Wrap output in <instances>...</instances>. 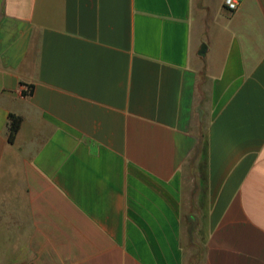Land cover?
Segmentation results:
<instances>
[{"label": "crops", "instance_id": "obj_1", "mask_svg": "<svg viewBox=\"0 0 264 264\" xmlns=\"http://www.w3.org/2000/svg\"><path fill=\"white\" fill-rule=\"evenodd\" d=\"M201 233L264 264V0H0V264H190Z\"/></svg>", "mask_w": 264, "mask_h": 264}, {"label": "rangeland", "instance_id": "obj_2", "mask_svg": "<svg viewBox=\"0 0 264 264\" xmlns=\"http://www.w3.org/2000/svg\"><path fill=\"white\" fill-rule=\"evenodd\" d=\"M199 131H200L199 140H198L199 159L195 163L196 164L200 163V165L202 164V167H203L202 154L204 152V143H205V123H203V120H202L201 130ZM204 243H205V240H203V233H201L200 235H196L194 239L190 242V247H189L190 264H203L204 263V259H205Z\"/></svg>", "mask_w": 264, "mask_h": 264}, {"label": "trees", "instance_id": "obj_3", "mask_svg": "<svg viewBox=\"0 0 264 264\" xmlns=\"http://www.w3.org/2000/svg\"><path fill=\"white\" fill-rule=\"evenodd\" d=\"M32 90H30L29 94L25 93V95H31ZM23 123V118L20 116H17L15 114L9 115V123H8V141L10 144H13L16 140V137L21 129ZM196 227V224H194L192 221L189 223L190 233H194V229Z\"/></svg>", "mask_w": 264, "mask_h": 264}, {"label": "built area", "instance_id": "obj_4", "mask_svg": "<svg viewBox=\"0 0 264 264\" xmlns=\"http://www.w3.org/2000/svg\"><path fill=\"white\" fill-rule=\"evenodd\" d=\"M226 9L230 12H235L239 9L240 0H224Z\"/></svg>", "mask_w": 264, "mask_h": 264}]
</instances>
